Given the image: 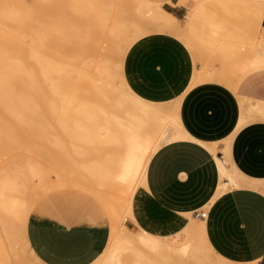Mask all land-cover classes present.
Returning a JSON list of instances; mask_svg holds the SVG:
<instances>
[{"label":"bare ground","instance_id":"6f19581e","mask_svg":"<svg viewBox=\"0 0 264 264\" xmlns=\"http://www.w3.org/2000/svg\"><path fill=\"white\" fill-rule=\"evenodd\" d=\"M45 1L48 2L51 0H0V132H2L0 134H3L6 139L8 138L7 140L9 141V144L5 142L6 144H8V146L6 145V147H9L10 145H14V146H17V148L18 146H20L23 148L26 147V149H30V150H35L39 147L41 148V146L42 147L45 146L46 141L44 143L42 142L44 141V139L45 140L47 139V143L50 145L51 142H54L53 139L51 141L50 135L57 133L56 136L58 137V132L59 134L61 133L60 135H62V133H66L64 135H66L65 138L67 139H69V136L72 137V139H69V140L64 141L62 139L59 141L60 143L61 142L67 143L66 141L70 143L69 141H71L70 144L73 145L74 149L78 147L76 143L78 144V142L79 143L83 142L84 145L83 143H81L82 146H80L79 144V146L82 148L86 144L85 140L89 139L87 140L91 142L89 144H92L93 142V144H95L98 147L99 157L96 160V162L93 164L87 163L88 166L82 165V169L86 170L85 172H83V178L87 179L89 182H92L95 184L97 183L98 185L102 187L104 186V188L106 186V187H113V188L119 187L121 188V190L126 189L127 192H129L128 195L127 193L126 195L129 197L130 196L129 194H131V197H130L131 199L129 198L123 210L131 218V220L135 223V219L133 215L132 199L136 192L137 186H141L145 184L147 169H148V165H149V162L152 156L162 146L166 145L167 143H171V142H174L180 139V135L178 132L180 130L182 131L183 128H182V125L180 124L179 117L176 116V114L175 116L172 114V111L170 110L171 107H169L170 104L166 107H163V105L161 104H154L153 102L152 103L147 102L139 98L137 95H135L130 90V88L125 82V79L122 73H120L119 71L113 73L111 71V67H110L111 62L122 63L124 46L128 45L131 42L130 37L132 36L134 37L138 34L137 30L132 28L133 32L129 33V30L127 31L129 26L124 27V22L120 23V25L118 26L116 23L115 25L117 27H115L114 30H111V26H113L112 23L110 26L111 21L108 22L106 21L107 19L103 20L104 22L106 21L105 23L106 25H107V22L109 23L108 25V27L110 26L109 30L112 31L111 32L113 34L112 38L114 37L112 43L114 42L113 45L115 46L113 47V49H111V51L109 49L110 55L106 57H103L101 55L99 56L101 58L106 59L104 60V62L101 63V65L95 64L93 61L94 60L93 56L95 57V55L99 54V48L97 47V44L95 42H97L98 46H100V43H101L100 40L105 38L104 37L105 35H103V33L101 34V29H99L100 31H98V33L96 32V30L98 29L96 30L89 29V31L84 30V32L86 33L88 32L87 34L88 38L86 37L87 35L83 33L86 39H81V40H80V37L82 33H79L77 31L80 36L78 35L79 38H76L75 35L73 37H69L68 36L69 33H64L63 31L64 33L63 37L64 36L65 37H64V40H61L63 38H60V42H61L60 45L67 44V46L65 47L61 46L60 49L65 48V50H62L65 52L64 54L63 53L61 54L59 52L57 53L56 52L57 50L54 49V51L56 50L54 53L52 49L51 51L54 53L53 54L50 51V49L52 48L54 39L48 36H50L49 33H52V34L55 33V35H57L58 32L56 31L57 34L56 32H49L45 36L46 29H47L46 27H50L49 25H56L55 22L56 20L58 21V18L56 19L57 16H60L59 19L61 20L63 18L66 19V17L69 16V18H67V21L69 20L72 21V22L69 21V23H71V26H74V24L76 26L78 23H74L73 18L70 15H66V16L65 14L62 15L63 12L59 10V8H57L56 6L52 5L51 2L48 3L49 4L48 5L47 2L45 3ZM69 1H73V0H69ZM76 1H80L78 3H83L84 5H86V7L87 5H89L90 10L92 11H95V10L101 11L102 10L101 8H100L101 10L98 7H95L97 9H92L93 7L91 8V6L100 5L99 7H101L105 0H76ZM251 1H252L251 2L252 11H249L250 12L249 19L252 21H256L258 26L262 28V30L264 31V25L262 24L264 20V0H251ZM140 2H142V5L144 7L143 11L140 10V8L142 7L141 5H140L141 7L137 6L139 5ZM235 2H238L240 4V2H243V0H235ZM123 3L124 4L128 3V5L131 4L128 0L126 1V3L125 2ZM135 3H138V4H135ZM134 4L137 6V8H139V10L136 9L137 12L139 11V13L136 12V16L134 15L135 11L133 10V3H132V6H131L132 9L129 8L130 6L128 7V9H131V11L125 9L127 7H124V13H127L125 11L127 10L128 14H124L123 21L126 18L125 21L130 22L132 15H134V18L136 19L135 22H141L143 20H159L163 24H170V23L177 24V22L179 21L175 15L166 11L158 3L151 6L149 5L150 3H147L146 0H138V1L136 0V2L134 1ZM76 6H79V5H76ZM89 7H87V12L91 14L92 12L90 13V11L88 10ZM194 7L197 13L192 16H187V21H186L187 26H193L192 24L194 23V20L196 21L199 17L202 16V13L201 12L199 13L202 7V0H196ZM74 9H77V8H74ZM107 9H104V10L107 12L108 11ZM59 11L62 12V14L60 12L62 16L59 14L57 15L55 14V12L59 13ZM103 11H101V13H97L99 14L97 16L98 21H95L96 18H93L95 16L92 17V15H95V14H91L90 17L92 18L90 17L89 18L91 21L92 19L94 21L91 22L88 18L89 23L90 22L92 24L95 23V25L96 26L98 25V27L103 26L102 19L104 18H102L101 16V14H103L102 13ZM132 11L134 13H132ZM77 12H79L78 9H77ZM85 12H86V9H85ZM106 12L105 14H107ZM52 14L55 19L51 21ZM110 15L112 16V13ZM73 17H75V15ZM76 17H77V14H76ZM86 17L84 19L87 21ZM64 19L62 21L59 20L58 22H60L61 24H64L63 22L65 21ZM250 20L248 21L251 22ZM52 22H54V24ZM131 22L133 21L131 20ZM72 23L74 24L72 25ZM90 25L88 24L87 26H90ZM195 26L196 25L193 26V29ZM103 27H102V30L104 31ZM125 28H126V31H125ZM217 28L215 26L216 30L219 29ZM90 30H92L93 32L97 34L100 33V35H96ZM215 33L219 34L220 32L216 31ZM61 34L60 35L58 34V38L59 36L62 37ZM92 34H94L95 36L92 37L93 36ZM97 36H99L101 39L100 38L98 39ZM91 37L95 38V40L97 39L98 41H95ZM108 39H111V37ZM260 40H261L262 46H264V34L263 36H261ZM58 42L59 40H57V43ZM110 42L109 44L108 43L107 44L109 46H112ZM70 43H73V44L75 43L77 45L80 43L82 45L83 43V46H84L83 48L85 49V51L84 50H81V51L85 53V57L88 58L92 56L91 60H89L90 58L89 59L82 58L83 62L85 60L86 61H85L84 72L81 74L77 72L74 68V65L71 64V60L72 59L76 60V58H72V56L70 55L74 53V52L73 53H70V52L74 51L75 48L78 49L79 45L75 48H72V50H70L69 52V49L67 47H69ZM219 47L220 48L218 49H220V53L221 51L222 52L225 51L224 54L221 53V55L222 54L224 55V56L222 55L223 58H226V59L231 58L230 61L225 59L226 61H228L229 64H231L232 63L231 61L234 60L235 58L234 57L235 54L233 52L235 50L233 49V45L229 46V50H227L228 48L227 49L223 48V45ZM236 47H237V44H236ZM66 48L68 51L66 50ZM221 48H223L224 50ZM239 50L240 48H237L238 53H240L241 50L243 49H241L240 51ZM49 51L51 52V54L48 53ZM230 54L231 56L229 57ZM241 54H243V51L241 52ZM63 55H66L68 57L67 59L70 62H66L67 61L65 59L66 57L64 58ZM69 57L72 59H70ZM222 57H220V59ZM254 58L252 57V59ZM262 58H264V56ZM60 59H63V60L60 61ZM236 59L241 60V58L239 59L236 58ZM62 61H65V63H68L70 66H68L67 64H64V62L62 64L61 63ZM237 62L241 66L240 62L236 61V63ZM263 63H264V60L255 59L251 61L250 64L253 65V67L255 66L264 67ZM230 68L232 67L230 66ZM240 68L241 67H239V71H241ZM199 72H198V75L201 73ZM202 74H205V73L202 72L201 75ZM223 75H224V72H223ZM148 99H151V98H148ZM173 103L171 105H173ZM251 105L253 106L254 104H251ZM255 113L256 115L257 113L259 115L260 114L263 115L264 108H256L254 115ZM48 114H50V116L51 115L53 116V118L51 116L52 119L57 117L55 119H57L56 121L59 122L58 123L59 125L56 123L57 126L54 125L55 123L53 124V127L52 125H48V126H51V128L58 127L56 129L61 128L60 130L61 131L63 130L62 132H60L59 130L58 132H56L57 130L53 129L55 130V132L51 134V131H52L51 129V131L48 133L50 135L47 134V127L42 123V120L47 119L46 121H48L49 118H46L49 116ZM63 118H67V119L72 118L76 120V123L72 121L69 126V123L67 121H66L67 123L63 122L64 121ZM78 120H81V121L79 122ZM84 120H88V122L90 121L87 125L88 127L87 126L85 127L83 125L85 123ZM77 121L79 122V124H81L80 126H77L78 124ZM48 122L51 123V121H48ZM72 123H74L75 125L71 126ZM96 123L98 126L99 125L101 126L102 124L103 130L101 127L100 128L103 132L100 129H98L99 127L95 125ZM96 127H98L97 129L101 133H105L106 139L105 138L103 139L102 136H100L102 137V139H100L99 135L96 136L97 134L96 132H98ZM87 128H88V132H87ZM177 128L178 130H176ZM94 132H95L94 136L99 138V139L96 138L97 139L96 141H93L94 137L92 134H94ZM78 134H83L84 141L83 139H81V137H79ZM87 136H89V138H87ZM46 137H48L50 140ZM60 137H63V135L59 136V138ZM75 137L76 138L79 137L80 139L76 143L74 141L76 140ZM98 140H102V141H98ZM0 142H2V140ZM72 142H74L77 147H74V143ZM96 143H98V145L107 144L109 147L104 146V145H103L104 147L103 146L101 147V146H98ZM92 145H87V147L88 146L92 147ZM14 146H12V148ZM63 146L64 145H62V148H64ZM96 146L94 147L93 151H95V148H97ZM90 147L85 148V150L87 149V151H89L88 149H90ZM47 148H48L47 150H49V148L51 147H47ZM6 149H3V150L6 152ZM8 150H11V149L8 148ZM51 150L52 149H50L49 151ZM85 150L84 152L81 151L80 153H77V154H79V156L81 155L84 158L85 156L84 153L86 152ZM67 151L69 152V150ZM215 151L216 150L214 149V152ZM47 152L48 151H46V153ZM0 153L2 154V151H0ZM9 153L10 152H8V154ZM11 154H13V152H11ZM18 155H16V159H18L17 161L13 159L16 162H14L13 160L10 161V162L15 163L14 165L11 163V165L14 166V167H11L12 169H8L6 171H5L6 168H4V170L0 169V171L1 170L3 171V172H0V245H1L0 248L2 250V253H4L6 252L5 250L7 249L6 248L7 246L12 247L19 241L25 240L24 245H26V248L30 251V253L34 257L32 255L31 256L39 261V259L35 256V254H33V251L29 249L28 242L26 243L27 240L25 238V233L27 230L26 228H27L28 219L31 215L30 214L31 202H32V198L34 197L32 195V192H29L30 191V181L33 178H35V176H41L42 172L40 171L42 170L41 169L38 170L37 168L38 166L35 167V165L34 166L31 165L29 166V168L28 166H26L28 168L27 172H25L26 170L23 172L22 165L23 167H25L24 164L26 163V161L24 163L23 162L24 160L22 161L19 158L20 156L22 158V155H19V157L17 158ZM62 155L61 154L59 155L62 157V159H59L60 161L64 159ZM89 155L90 153L88 154V156ZM53 156L51 157L53 158ZM68 156L70 157L71 154H69ZM72 157L73 156H71L68 159L71 160ZM68 159L66 158V160ZM10 162L7 164V166L10 164ZM217 162H218V166H219V170H220L222 178L229 179L228 184H226L227 183L226 182L224 185H222L221 190H219L218 193H222V191H227L235 187H239L242 182L237 180L234 177L231 170L226 166V163L218 158H217ZM87 171L89 172V174L87 176H84ZM43 183H45V181H43ZM74 183H77V182H75L74 180ZM83 183L85 182L83 181ZM89 186H86V187L88 188ZM255 187H258V186H255ZM87 190L89 191L91 189H87ZM111 199H114V197ZM116 206L118 207L120 205H116ZM116 215L117 213L115 212L113 216H116ZM121 228L122 230H119L121 232L118 233L116 226L113 227V230L111 233L113 237H110L113 240H112L111 246L109 245L110 248L108 249L106 255L102 258V264H129V263L130 264H192L191 263L192 261L189 263L187 262V260L185 261L184 259L189 258L193 260L194 263L196 262L198 263V262H203L206 259L211 258V255H213L214 253V251H212L211 247L207 244L206 241H203L204 245H202L200 242L197 243L193 240H188L187 238H180L178 234L171 236V237H168V236L161 237V236H157V235L147 232L148 230L147 231L140 230L139 232L134 234L132 233L131 229H129L126 225H122ZM20 237L22 238L21 240H19ZM24 250H25V247H24ZM145 250H150L153 252V254L151 256L146 255ZM3 256L4 254L1 257ZM127 257L130 259L129 263H126V260H125ZM177 257L180 259L177 260L176 259Z\"/></svg>","mask_w":264,"mask_h":264},{"label":"crops","instance_id":"0c3cea01","mask_svg":"<svg viewBox=\"0 0 264 264\" xmlns=\"http://www.w3.org/2000/svg\"><path fill=\"white\" fill-rule=\"evenodd\" d=\"M179 1L166 7L180 19L185 6ZM198 71L188 47L171 34L148 35L125 56L122 73L130 90L154 104L178 102L183 128L180 139L149 162L141 185L146 200L133 202L135 225L171 237L176 226L194 222L221 262L264 264V116H243L237 97L219 82L192 85ZM217 158L227 162L239 187L218 193L229 179L222 178ZM205 209V219L196 217ZM80 217L33 214L28 233L37 256L46 264H90L103 254L109 232L102 215Z\"/></svg>","mask_w":264,"mask_h":264},{"label":"rangeland","instance_id":"374dc122","mask_svg":"<svg viewBox=\"0 0 264 264\" xmlns=\"http://www.w3.org/2000/svg\"><path fill=\"white\" fill-rule=\"evenodd\" d=\"M126 1H124V0H105L103 5L101 4L102 5L101 7H99L100 5H96V6L92 5L91 6V8L93 7L92 9H97L95 7H98L99 9L101 8L102 9V10L100 9L101 11L108 8L107 12L104 10L107 14H105V12L103 11L102 12L103 14H101V16H102V18H104V19H102V21L106 20V19H107L106 21H108V22L111 21L110 26H111V23L114 26V28H113V26H111V30H114L115 27L120 25V23L124 22V27L129 26V28L127 29V31L129 30V33L133 32V29L137 30V32H138V34L136 36L130 37L131 42L128 45L124 46L122 63L111 62L110 67H111V71L113 73H115L117 71L122 73L123 62H124L125 56H126L127 52L129 51V49L132 47V45H134L136 42H138L142 38H144L148 35H151V34H156V33L171 34V35L175 36L176 38H178L179 40H181L188 47V49L192 53L195 61L199 64L200 72L205 73V74L201 75V73L198 71L200 74L198 75V72H197V74L194 78L193 85H195L196 83H199L200 81L203 82V81H209V80L219 82V83L225 85L237 97L239 104H240L241 112L243 113V116H245V117H248L250 115H254L256 108H264V107H262V106H264V67H262L261 65H260L261 67H259V66L253 67V65L250 64L251 61H253L255 59L264 60V58H262L264 56V52H263L264 46H262L261 40H260L261 36H263V34H264V31L262 30V28H260L258 26L256 21H252L249 19V17H250L249 11H252V6H251L252 1L251 0H243L244 3L240 2L241 5L238 2H235V0H202V7L199 11V13L200 12L202 13V16L199 17L196 21L194 20V23L192 24L193 26L196 25L194 27L195 30L193 29V26H187L186 21H187V16H192V15L197 13L195 10V7H194L196 0H185L182 3H180L181 0L179 1V5L185 6V11L182 13V17L180 19L177 18L179 20L177 22V24H172V23L163 24L159 20H143L141 22H135L136 19L134 18V15L136 16V12H137L136 9L139 10V8H137V6L141 5L142 7L141 6L140 7L142 9L140 8V10L141 11L144 10L142 2H140L139 5L136 6L135 4H138V3L134 4V1L136 2V0H134V1L128 0L131 3V4L129 3L130 5H128V3H126ZM146 1H147V3H150L149 5H151V6L158 3L166 11H168L166 4L171 3L172 0H146ZM46 2L47 1H45V3ZM50 2L52 3V5L56 6L57 8H59V10H61L63 12V14L61 11H59V13L55 12L56 15L57 14H59V15L65 14V16L70 15L73 18L74 23H78L76 26L74 23H72V25L74 24L75 27L71 26V23H69V21H71V20L67 21V18H69V16H67L66 19H64L63 17L62 18L68 23L63 21L64 24H61L58 21L59 20L62 21L63 19L62 20L59 19L60 16H57V17L55 16L56 19L58 18V21L56 20V22H57V23L55 22L56 25H49L50 27H46L47 29H46L45 36L49 32H56L57 31L59 35L62 33L61 34L62 37L59 36V38H58L57 32H56L57 35H55V33L54 34L49 33L50 36H48V37H51L54 39V43H53L50 51L52 49H53L52 51H54V49H56L57 51L56 50L55 51L57 53L59 52L61 54L62 53L64 54L65 51H62V50H65V48L60 49L61 46L62 47L67 46V44L60 45L61 44L60 38H63L61 40H64V37H65V36L63 37L64 33H69L68 34L69 37H73L75 35L76 38H79V36H80L78 34V32L82 33V35L80 37V40H81V39H86V37L88 38V35H87L88 32L86 33V32H84V30L89 31V29H94V30L98 29V30H96V32L98 33V31H100L99 29H101V34L103 33V35H105L104 37L107 39H105V38L101 39L99 36H97L98 39L99 38L101 39L100 40L101 41L100 46H98V43L95 42L97 44V47L99 48V54L95 55V57L93 56L94 63L101 65V63L104 62V60H106V59L101 58L99 56L101 55L103 57H106V56L110 55L109 49L111 51V49H113V47L115 46V45H113L114 42L112 43L114 37L112 38L113 34L111 33L112 31L109 30L110 26L108 27V25H109L108 22L106 25L105 24L106 21L105 22L103 21L102 25L104 27L103 26L98 27V25L96 26L95 23L94 24L91 23L92 21H94L93 19H92V21L90 20V18H92L93 16H95L93 18H96L95 21H98L97 16L99 14H97V13H101V11H97V10L92 11V10H90L89 5H87V7H89L88 10L90 11V13L92 12L91 14H95V15H92V17H90L91 14H89V12H87L86 5H84L83 3H78L80 1H76V0L75 1L74 0L73 1L51 0V1H48L47 4ZM72 2H74V3H72ZM123 2H125L126 4H124ZM132 3H133V10L135 11V13L132 11V13H134V15L131 16V19L129 17L130 22L125 21L126 18L123 21L124 14H128L127 10L131 11ZM75 4L79 5V6H76ZM243 4H244V6H243ZM52 5H51V7H52ZM81 6L82 7L85 6V7L82 8ZM102 7H104V8H102ZM124 7H127V8H125V9H127V10H125L127 13H124ZM128 7L131 9H128ZM74 8H77L79 12H77V9H74ZM242 8H244V9H242ZM53 9H55V8H53ZM85 9H86V12H85ZM240 10H241V12H240ZM60 12H61V14H60ZM83 13H85V14L87 13V14L85 15ZM109 13L110 14L112 13V16ZM137 13H139V11ZM76 14H77L78 18L76 17ZM74 15H75V17H73ZM52 16H53V14L51 15V21L53 19H55L54 16L53 17ZM71 17H70V19H71ZM85 17L87 18V21L84 19ZM74 18H75V20H74ZM88 18L91 21L90 23H89ZM111 18H112V20H111ZM131 20L133 22H131ZM248 20H250L251 22H249ZM52 23L54 24V22H52ZM86 23H87V25L88 24L89 25L91 24V25L87 26ZM116 23H117V26L115 25ZM96 24H98V23H96ZM262 24L264 25V20H263ZM99 25H101V24H99ZM79 26H81V27H79ZM215 26H216V28L218 27L219 29L217 28L218 30H216ZM55 27H56V29H55ZM102 27H103L104 31L102 30ZM107 27H108V29H107ZM189 28H190V30H189ZM71 30H73L74 32ZM63 31H64V33H63ZM81 31H83V32H81ZM90 31H92V30H90ZM125 31H126V28H125ZM216 31L220 32V33L217 34V33H215ZM252 31H253V33H252ZM83 33L87 36L85 37V35H83ZM93 33L96 35H100V33L99 34H97L95 32H93ZM106 33H107V35H106ZM214 33L217 35H215ZM94 34H92L93 35L92 37L95 36ZM110 34H111V36H110ZM109 36L111 37V39H108V38H110ZM124 36H125V34H124ZM48 37H46V38H48ZM92 39L95 40V38H92ZM55 40H56V42H55ZM57 40H59L58 43H57ZM95 41H98V40L96 39ZM104 41L105 42L107 41V42L105 43ZM109 42L112 46L108 45ZM230 44L233 45V49L235 50V51H233L235 54L234 55L235 58L233 57L235 62H234V60H232L231 64L228 63V61H230L231 58L226 59V58L222 57V55L225 53V51L224 52L221 51V53H223L221 55L220 49H218V48H220L219 46L223 45V48H225V49L228 48L227 50H229V46H232ZM236 44H237V47H236ZM241 44H243V45H241ZM78 45L75 43L74 44L70 43V45H69L70 48L69 47H67V48L69 49V52H70V50H72V48H75L77 46L79 47L78 49L75 48L76 51L74 50V51L70 52V53H73V52L75 53V54L73 53L70 55L72 56V58H76V60L75 59L73 60L72 58H70L71 56L69 58L72 59L71 64L74 65L75 70L81 74L84 72V69H85V61L86 60L83 62V59H89L90 58L89 60H91L92 56L86 58L85 53L83 51H81V50L85 51V49L83 48L84 47L83 43H82V45H81V43ZM67 48H66V50H67ZM223 48H221V49H223ZM237 48H240V50L243 49V50H241V52L243 51V54H241V52L238 53ZM255 50H257L260 53H258ZM50 51L48 52L49 54H51V52H52V51L51 52ZM55 51H54V53H55ZM45 52H47V51H45ZM256 52H257V54H256ZM82 53H84V54H82ZM239 54H240V56H239ZM66 55H63L64 58L66 57L65 59L67 61L66 60L65 61L70 62L67 59L68 55L67 56ZM74 55H75V57H74ZM77 56H78V58H77ZM230 56H231V54L229 55V57ZM232 56H233V54H232ZM220 57H222V58L220 59ZM252 57L253 58L255 57V58L252 59ZM236 58H238V59L241 58V60H237ZM225 59L228 61H226ZM61 60H63V59H60V61ZM65 61H62L61 63L63 64V62H64V64H67L68 66H70L68 63H65ZM236 61H239L241 66L239 65L238 62H237L238 63L237 64ZM87 62H88V60H87ZM89 63H91V62H89ZM228 64L232 68H230V66ZM247 65H248V67H247ZM239 67H241L240 68L241 71H239ZM223 72H224V75H223ZM221 73H222V75H221ZM227 73H229V74H227ZM122 75H123V73H122ZM195 79H196V81H195ZM242 86H245L247 88L246 92H241ZM258 101H259V103H258ZM175 103H177V104H175ZM175 103H173V105H171L172 103H167L166 105L161 104V105H163V107H166L170 104L171 106L169 105V107H171L170 110L172 111V114L174 116H175V114H176V116H178V112H177L178 102H175ZM251 104H254V105L252 106ZM172 106H173V108H172ZM48 115H47L48 117H46V118H49L48 121H51V123L53 122L52 124L50 122L46 121L47 119L42 120V123L47 127V134L51 131V129L53 131V132L51 131V134L54 133L55 130H57L56 132H58V130L60 132H62L63 130L61 131L60 130L61 128L56 129L58 127L54 126L55 128H51V126H48V125H52V127H53L54 123H55L54 125H56V123L57 124L59 123L56 121L57 119H55L57 117H55L54 118L55 120H54V119H52L53 118L52 115H51L52 118H51L50 114H48ZM255 115H256V113H255ZM257 115L259 116L258 113H257ZM262 116H264V114ZM63 120H64L63 121L64 123L67 121L69 123V126H70V123L72 121H74L76 123V120H74L72 118H70V119L63 118ZM78 121L80 122L81 120H78ZM79 122H78L77 126L81 125V124H79ZM84 122L85 123L83 125L86 127L90 121L88 122V120H84ZM72 125L74 126L75 124L72 123L71 126ZM95 125H97V123ZM98 127H96V129L98 128L101 130V128H102V130H103L102 124H101V126L99 125ZM53 129H55V130H53ZM98 129H97L98 132H96L97 133L96 136L99 135L100 139H102V137H103V139L104 138L106 139L105 133H101ZM176 130H178V128ZM87 132H88V128H87ZM104 132H105V130H104ZM0 133H2V132H0ZM56 134L57 133H55L53 135L48 134V135H50L51 141L53 139L54 142H51L49 145L47 143V139L46 140L44 139V141H42V142L44 143L46 141L45 146H43V147L41 146V148L39 147L35 150L26 149V147L23 148L20 146H18V148H17V146H14V145H10L9 147H6V145L8 146V144H9V141L7 140L8 138L6 139L3 134H0V141L1 140H2V142L4 141L3 143L0 142V145L3 144V145H1L2 147L0 146L1 147L0 151H2V154L0 153V169L4 170V168H6L5 171L8 169H12L11 167H14L13 165L15 163L10 162V161H12L13 159H15L17 161L18 159H16V155L19 154V155H22L23 159L21 158V156L19 157V155L17 156V158L19 157L22 161L24 160L23 161L24 163L26 161V163L24 164L25 167H23V165H22L23 172L25 170H26L25 172H27L29 166H31V165H33V166L35 165V167L38 166L37 167L38 170H40V169L42 170V171H40V172H42L41 176H35L36 179L33 178L32 179L33 182H32V180L30 181V191L29 192H32V195L34 197L32 198L31 212H30L31 215L28 219L27 228H26L27 230L25 233V238L27 240L26 243L28 242L29 249H31L33 251V254H35V256L39 259V261L37 259L33 258L34 256L26 248V245H24L25 240H21L22 238L20 237L19 240H21V241H19L16 244L14 242L15 245L12 247L7 246L6 247L7 249L5 250L6 252L2 253V250L0 248V264H42V263L46 264L35 253L34 248H33L31 241H30L29 233H28V224H29L30 218L36 212H43L46 214H51V215L59 216L62 218L67 217V218H71V219H75V220H77L80 216L83 217L84 215H87V214H90L93 212H96L97 214L102 215V218L108 227L109 239H108L107 246L105 248L106 250L103 252V254L101 253L102 255L100 254L101 256L99 255L90 264H102V258L106 255L108 249L111 246L112 240H113L110 237H113L111 233H112L114 226H116L118 233L121 232L119 230H122V228H121L122 225H126L129 229H131L132 233H134V234H136L137 232L140 231V229L138 227H136L135 223H133L131 218L123 210L125 208V204L127 203L129 198L131 197V194H129L130 195L129 197L127 196L129 192H127L126 189L121 190V188H119V187L113 188V187H106V186L104 188V186L102 187V186L98 185L97 183L95 184V183L89 182L87 179L83 178V172H85L86 170L82 169V165L88 166L89 163L93 164L96 162V160L99 157L98 156V154H99L98 147L95 144H93V142H92L93 145L89 144L91 142L87 141V140H89V139H87V140H85V143H86L85 146L86 147L83 146L81 148L80 146H82L81 143H83V142L80 141L81 143H79L78 141L80 140L79 137H81V139H83L84 136H83V134H78L79 137H77V138L75 137L76 140H74L75 138L73 139L75 141V143L78 142V144L76 143V145L78 147L75 145L74 142H72V143H74V147H77L74 149L73 145L70 144L71 141H69L70 143H68V141H66L67 143L61 142L62 144L59 141L62 139L64 141L69 140V139H72V137L69 136V139H67V138H65L66 135H64L66 133H62L64 138L60 137L61 138L60 139L59 136H62V135H60L61 133L59 134V132H58V137L56 136ZM92 135L94 137L93 141H96L97 139H99L98 137L94 136L95 132ZM52 136H53V138H52ZM100 136H102V137H100ZM93 137H92V139H93ZM46 138H48V137H46ZM87 138H89V136H87ZM90 138H91V136H90ZM55 141L59 142L61 145ZM83 141H84V139H83ZM98 141H102V140H98ZM5 142H7L8 144H6ZM79 144H80V146H79ZM96 144L98 145V143H96ZM62 145H64L63 146L64 148H62ZM83 145H84V143H83ZM87 145H92V147L88 146V147H90V149H88L89 151H87V149L85 150V148H88ZM94 145L97 147V148H95V151H93L94 147H95ZM103 145L100 144L98 146L102 147ZM12 146H14V147L12 148ZM104 146L109 147L107 144ZM47 147H51V148H49V150L50 149H52V150L51 151L47 150L48 149ZM8 148L11 150H8ZM21 148L24 150H22ZM3 149H6V152L8 151L10 153L9 154H8V152L6 153ZM40 149H41V151H40ZM99 149H100V147H99ZM38 150H39V152H38ZM67 150H69V152ZM84 150L86 152L84 153L85 156L83 155L84 156V158H83L81 155L79 156V154H77V153H80L81 151L84 152ZM46 151H48V152L46 153ZM11 152H13V154H11ZM57 153L59 155L63 154L62 156L64 159L62 161L59 160V159H62V157L59 156ZM89 153H90V155L88 156ZM67 154L68 155L71 154V156H73L71 160L68 159L71 156L69 157ZM51 156H53V158ZM64 156H66V157H64ZM66 158L68 160H66ZM87 159H89V160H87ZM74 160H76V161H74ZM16 161H14V162H16ZM9 162H10V164L7 166V164ZM11 163L13 165H11ZM26 164H28V165H26ZM26 166H28V168ZM78 168H79V170H78ZM86 169H87V167H86ZM2 170L0 172H3ZM65 170H66V172H65ZM88 174H89V172L87 171L84 176H87ZM79 175H80V177H79ZM53 180H55V181H53ZM74 180L77 183H74ZM43 181H45V183H43ZM79 181L81 184L79 183ZM83 181L86 184L83 183ZM137 183H136V185H137ZM86 186H89V187L87 188ZM87 189H91V190L88 191ZM93 190H95V191H93ZM126 193H127V195H126ZM107 195H109V196H107ZM113 197H114V199H111ZM138 199L142 200V201L146 200L144 189L141 186H137V189H136V192L133 196L132 202H134ZM115 204L120 205L122 207H120V206L117 207ZM113 210H114V212H113ZM115 212L117 213V215L113 216ZM204 212H207V210L205 209ZM176 227H175V231H178L177 234L180 236V238H187L188 240H193L197 243L200 242L202 245H204L203 241L205 240V241H207V243L211 246L212 250L214 251L213 256L209 259H206L203 262L194 263L193 260H191L189 258H187V259L185 258L184 259L185 261L187 260V262H189V263L192 261L191 262L192 264H225V263L221 262L220 259L218 258L219 252L213 248L208 237L206 236V239H204L203 235L199 232V230H197L198 228H197L196 223L191 222L190 224L187 225L186 229L188 228L190 230L189 232H186L185 231L186 229H183V228H185V224L182 226V228H180L178 230H177L178 227L177 228ZM0 247H1V245H0ZM24 247H25V250L27 249L26 251L24 250ZM145 251H146L145 252L146 255L151 256L153 254V252L150 250H145ZM24 252H26L27 254ZM3 254H4V256L1 257ZM127 258L125 259L126 263H129L130 259L129 258L127 259ZM176 259L179 260L180 258L177 257ZM40 262H42V263H40ZM236 264H240V263H236ZM243 264H248V263L243 262Z\"/></svg>","mask_w":264,"mask_h":264},{"label":"built area","instance_id":"2783aa9c","mask_svg":"<svg viewBox=\"0 0 264 264\" xmlns=\"http://www.w3.org/2000/svg\"><path fill=\"white\" fill-rule=\"evenodd\" d=\"M196 217L201 218V219H205L207 217V212H202L200 214H196Z\"/></svg>","mask_w":264,"mask_h":264}]
</instances>
